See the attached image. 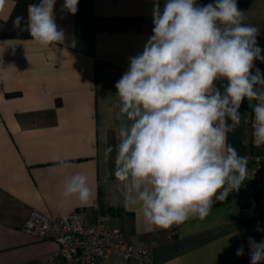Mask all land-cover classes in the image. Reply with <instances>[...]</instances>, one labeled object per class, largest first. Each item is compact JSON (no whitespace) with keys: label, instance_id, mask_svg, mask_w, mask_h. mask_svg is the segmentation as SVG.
<instances>
[{"label":"crops","instance_id":"1","mask_svg":"<svg viewBox=\"0 0 264 264\" xmlns=\"http://www.w3.org/2000/svg\"><path fill=\"white\" fill-rule=\"evenodd\" d=\"M157 3L162 9L164 0H80L73 15L63 8L64 0H56L61 43L43 47L31 37H0V264H60L40 260L57 247L53 239L24 230L33 211L52 216L79 211L89 223L104 221L123 231L130 244L153 240L148 264H250L248 240L262 239L243 220L248 196L242 185L216 201L205 218L162 229L148 223L138 206L125 203L113 175L116 153L105 155L107 146L117 144L123 120L115 84L153 35ZM208 3L214 0H197ZM237 4L245 23L259 29L257 42L264 50V0ZM13 6V0H0V33ZM256 68L264 73V61L256 60L252 71ZM222 83L227 82L216 86ZM250 110L245 100L241 120L229 121L228 133V143L247 158L264 155V147L251 143ZM55 156L73 166L59 167ZM75 173L88 177L92 196L86 204L62 194ZM241 245L244 254L237 256Z\"/></svg>","mask_w":264,"mask_h":264},{"label":"clouds","instance_id":"2","mask_svg":"<svg viewBox=\"0 0 264 264\" xmlns=\"http://www.w3.org/2000/svg\"><path fill=\"white\" fill-rule=\"evenodd\" d=\"M78 3L64 0L63 8L75 15ZM55 4H29L26 22L17 16L13 29L27 31L43 47L61 43ZM245 20L237 0L203 6L197 0H164L162 9L157 3L153 35L115 84L123 120L117 144L107 146L105 155L116 153L113 175L125 203L138 206L158 228L203 219L216 201L240 189L247 157L228 143V133L229 121L241 120L245 100L254 114L253 142L264 145V73L252 71L256 60L264 61V50L259 29ZM217 81L227 83L217 87ZM53 161L64 169L73 166L60 156ZM62 194L88 203V177L71 175ZM248 243L250 264H264V241L250 237ZM243 254L241 245L236 255Z\"/></svg>","mask_w":264,"mask_h":264},{"label":"built area","instance_id":"3","mask_svg":"<svg viewBox=\"0 0 264 264\" xmlns=\"http://www.w3.org/2000/svg\"><path fill=\"white\" fill-rule=\"evenodd\" d=\"M253 120L251 108V134ZM251 143L255 146L253 136ZM242 189L248 196V203L242 208L243 220L250 222L252 230L259 233L264 241V155L255 154L247 158V177ZM24 230L41 239L51 238L57 243L54 250L40 257L44 263L101 264L115 259H135L138 264H148L146 257L155 245L153 240L142 245L130 244L125 240L123 231L111 229L104 221L89 223L79 211H72L67 216L33 211Z\"/></svg>","mask_w":264,"mask_h":264},{"label":"trees","instance_id":"4","mask_svg":"<svg viewBox=\"0 0 264 264\" xmlns=\"http://www.w3.org/2000/svg\"><path fill=\"white\" fill-rule=\"evenodd\" d=\"M13 1H14L13 9L8 19L4 22V26L1 30L0 37L1 38H30L27 31L20 32L18 29H13V20L17 16L22 15L25 17V22H26L28 5L32 3H38L39 0H13Z\"/></svg>","mask_w":264,"mask_h":264}]
</instances>
